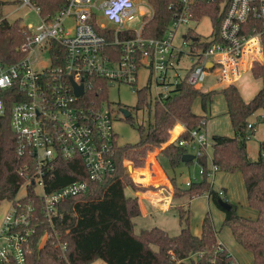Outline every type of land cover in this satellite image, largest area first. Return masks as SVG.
I'll return each mask as SVG.
<instances>
[{"label": "built area", "instance_id": "obj_1", "mask_svg": "<svg viewBox=\"0 0 264 264\" xmlns=\"http://www.w3.org/2000/svg\"><path fill=\"white\" fill-rule=\"evenodd\" d=\"M23 1L40 22L23 26L26 40L20 49L24 56L13 64L0 63V117L7 115L10 105L11 128L17 136L18 155L25 161L22 174L26 178L17 197L7 201L0 221V264H25L35 239L38 247L50 241L65 251L63 238L70 229L60 230V204L86 195L89 181L103 183L115 173L116 115L97 83L105 81L110 90L127 85L137 95L148 87L153 102L163 103L183 82L205 93L240 90V82L248 73L254 78V67L264 62V0L223 2L218 39L211 18L197 16L200 6L220 0L172 2L171 18L159 38L143 35L154 13L147 0H67L51 19L42 16L31 0ZM141 6L148 12L139 11ZM204 17L211 21L208 35L201 38L187 28L176 42L181 27L198 24ZM135 19L140 21L137 28L128 25ZM108 28L113 30L111 40L98 32ZM142 68L148 74L139 87ZM207 80L218 85L202 91ZM81 85L83 94L78 95L76 86ZM176 125L169 141L186 151L198 148L195 159L206 155L208 136L203 129L190 130L185 139L181 137L187 130L184 125L182 133L173 135ZM255 125L249 121L248 130ZM76 158L88 180L48 190L57 163ZM208 168L211 179L217 171L212 159ZM192 182H187V188ZM218 194L225 200L223 191Z\"/></svg>", "mask_w": 264, "mask_h": 264}, {"label": "trees", "instance_id": "obj_2", "mask_svg": "<svg viewBox=\"0 0 264 264\" xmlns=\"http://www.w3.org/2000/svg\"><path fill=\"white\" fill-rule=\"evenodd\" d=\"M31 1L40 8L42 16L51 19L66 5L67 0ZM147 1L153 7L154 13L144 27L143 35L159 38L171 18L168 7L176 0ZM223 2L228 0L200 6L197 16L201 18L208 15L211 18L217 39L225 11ZM7 4V1L0 0V63L9 65L24 56L25 53L20 48L26 40V34L19 21L10 22L3 15ZM98 32L106 35L108 40L112 39V29H98ZM252 73L254 78L261 80V88L250 101L244 99L240 90L227 92L215 89L205 93L183 82L163 103H156L153 102L148 87L140 89L137 95V109H147L152 115L146 127L138 126L142 137L133 144L116 145V171L112 176L103 183L89 181L86 195L71 198L60 204V230L70 229L68 235L63 238L67 249L62 251L50 241L38 247L35 239L25 264H92L98 259L106 264H238L234 256L220 243L219 230H216L210 216L204 217L201 233L196 234L191 229V210L184 205H176L181 227L177 235H170L158 226L141 229L137 233L134 219L141 216L142 211L138 197L132 195L128 189L144 192L148 188L134 181L124 168L125 160L131 161L136 168L144 167L148 153L161 149L157 159L160 158V165L169 181L178 187L176 176L172 173L183 163L182 157L187 151L179 146L178 142L169 141L170 131L177 123H181L187 128L181 137L189 139L190 130L204 127L207 112L210 111L216 96L220 94L225 98L226 114L234 134L212 136V163L217 168L216 172L242 175L248 203L257 211V215H241L237 205L230 202L231 209L228 211L219 205L221 198L218 191L214 190L208 181L210 170L206 155L196 158L204 173L201 180L191 183L188 192L191 198L209 193L211 201L224 212L223 226H229L235 241L252 254V264H264V144L259 147L258 157L251 158L248 141L254 130L247 128L250 117L264 112V62L256 64ZM97 86L103 87V97L108 99L110 89L106 82L101 81ZM197 101L201 104L203 115L193 110ZM9 106L7 115L0 117V205L14 200L26 180L22 174L25 161L17 152L18 140L11 128ZM118 108L126 107L119 105ZM127 121L133 123V118L129 116ZM180 129L178 126L173 135L176 136ZM148 162H152L154 173L158 172L159 175L160 170L155 164L154 154L148 157ZM56 168L48 190L60 188L75 180H88L79 158L72 161L60 160ZM129 168L137 181L161 185L154 193L155 197L159 193L168 197L171 195L172 200L177 202L183 196L181 192L173 191L168 186L162 174L152 178L148 167L137 170L131 166ZM141 175L145 178L141 179Z\"/></svg>", "mask_w": 264, "mask_h": 264}, {"label": "rangeland", "instance_id": "obj_3", "mask_svg": "<svg viewBox=\"0 0 264 264\" xmlns=\"http://www.w3.org/2000/svg\"><path fill=\"white\" fill-rule=\"evenodd\" d=\"M5 1H7L8 4L3 9V15L7 18L8 21H19L21 26H26L27 24L37 26L39 24L40 20L38 16L30 6H23V0ZM142 10L148 12L146 6H141L139 11ZM128 25L137 28L140 26V21L135 19L132 22H129ZM187 28H193L201 36V38H204V36L208 35L212 30L210 18L204 17L198 24L190 23L187 26L181 27L179 29L176 42H179L181 35L187 30ZM147 74V69L142 68L139 74V87L145 84ZM214 85H218V83L207 80L206 83L201 86V89L202 91H206ZM238 87L240 88L244 99L246 101H250L259 92L261 88V80L252 78L250 73H248L247 77L240 82ZM109 101L111 102V107L114 111V114L116 115L114 129L117 133L118 143L133 144L138 142L142 137L138 131V126L141 125L146 127L149 120L152 119V115L149 114L147 109H137L138 96L133 91V89L127 85L113 87L109 92ZM119 105L126 107L131 111L130 116L133 118V123L127 121V118L124 116L121 109L118 108ZM226 109L225 98L222 94H220L216 96L214 102L211 105L210 111L207 112V120L202 129L208 136V143L204 149V153H206L207 156L208 166L210 165L213 153L211 143L212 136L214 134L233 136L234 134L229 117L226 114ZM193 110L198 114H204L199 101L194 104ZM255 116H252L249 119L250 122L256 123L255 129L250 135V139L248 141V152L250 157L253 159H256L258 157L259 147L260 145L264 144V112L260 114L258 113V115L256 114ZM160 150L161 149H157L154 152H151V154H154V160L156 158L159 164L158 166V164L155 163L160 170L159 175H163L165 174V172L160 165L161 160L160 158L157 159V154L160 152ZM187 152L188 154L195 156H197L199 153L198 148L194 150L189 149ZM151 154L147 155L146 164L144 167H148V169L153 172L154 165L152 164V162H148V157ZM130 166L133 169L135 167L131 161L125 160L124 168L126 170V173L128 174L129 172H131L129 168ZM201 169L202 167L199 165L196 159L188 165L183 162L178 168H176L175 172L173 171L172 173L176 176V183L178 187H175L172 183L171 185L177 191L183 192L181 188H187V182H192L195 180L199 181L202 179L203 176L200 173ZM153 174L155 177L159 176L158 172H153ZM208 181L211 183V185H213L214 190L224 192L226 201L237 205L239 214L248 217H256L257 211L248 203L244 180L240 173L226 174L223 172H215L213 178H208ZM144 187L148 188L146 191L155 190L154 187L151 186ZM138 192V195H140V191ZM130 193L132 195H135L134 191H130ZM189 196L191 198L190 194ZM179 203L180 204L177 205H184L186 206V208H190L192 213L190 224L191 229L194 233H201L203 219L206 215H209L216 230H219V241L224 244L227 250L234 256L238 264H252V254L235 241L229 226H223L224 212L208 199L206 192L189 199L188 205H186L187 198L181 199ZM6 208L7 202H3L0 205V219L3 217ZM134 222L135 230L137 233H139L141 229H150L156 226L165 229L170 235H177L181 230V227L179 225L177 206H173L172 209L168 211L155 209L152 214L135 218ZM94 263L106 264L101 259L94 261L92 264Z\"/></svg>", "mask_w": 264, "mask_h": 264}, {"label": "crops", "instance_id": "obj_4", "mask_svg": "<svg viewBox=\"0 0 264 264\" xmlns=\"http://www.w3.org/2000/svg\"><path fill=\"white\" fill-rule=\"evenodd\" d=\"M255 117H258V116H255ZM178 126H180L181 129L178 131L177 134H180V133H182L184 131V126L181 123H177L176 127H178ZM155 163L158 164L156 158H155ZM158 166H159V164H158ZM144 168H135L134 167V170L144 169ZM149 171H150L151 177L152 178H156L154 176V174H153L154 171L153 172L151 170H149ZM163 176L166 179V181L168 183V186L171 187L173 191H177L171 185V182L167 178L166 174H163ZM140 178L141 179H144L145 176L141 175ZM134 180L137 183L142 184L143 186H151V187H154V189H155V190H148L146 192H140L141 193L140 195H138L139 194L138 191L136 192V196L138 197L139 204H140V208H141V211H142L141 216H146L148 214H152L155 211V209H160L162 211L171 210L173 206H176L177 204H180L179 202L181 201V199L187 198V202H188L189 199H191L190 196H189L188 188H186V187H182L181 188L183 190V192H181L183 194V196H181L178 199V201L175 202V201L172 200L171 195H169L170 197H168V195L166 196L164 194L162 195L161 193H159L157 197L154 196V193H156L161 188V185H156L154 183H152V184H145V183H142V182L137 181L136 179H134ZM161 192H163V191H161ZM208 199L211 201L210 198H208ZM1 219H0V221H1ZM198 234H200V233H198Z\"/></svg>", "mask_w": 264, "mask_h": 264}, {"label": "water", "instance_id": "obj_5", "mask_svg": "<svg viewBox=\"0 0 264 264\" xmlns=\"http://www.w3.org/2000/svg\"><path fill=\"white\" fill-rule=\"evenodd\" d=\"M76 93L78 95H82L83 94V85L81 86H76ZM122 112L124 114V116L126 118H128L130 115H131V111H129L128 109L124 108L122 109ZM195 158H194V155H191V154H185L183 157H182V162L186 163V162H190V161H193ZM219 205L226 211L230 210L231 209V204L224 200V199H220L219 200Z\"/></svg>", "mask_w": 264, "mask_h": 264}, {"label": "flooded vegetation", "instance_id": "obj_6", "mask_svg": "<svg viewBox=\"0 0 264 264\" xmlns=\"http://www.w3.org/2000/svg\"><path fill=\"white\" fill-rule=\"evenodd\" d=\"M122 109H124V108H121V111H122Z\"/></svg>", "mask_w": 264, "mask_h": 264}]
</instances>
